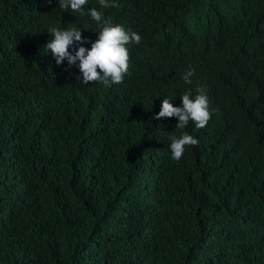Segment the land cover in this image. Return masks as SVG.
<instances>
[{
  "label": "trees",
  "instance_id": "obj_1",
  "mask_svg": "<svg viewBox=\"0 0 264 264\" xmlns=\"http://www.w3.org/2000/svg\"><path fill=\"white\" fill-rule=\"evenodd\" d=\"M115 3L0 0V264H264V0ZM105 21L141 42L121 84L85 85L48 29H81L74 55ZM188 92L205 127L154 118Z\"/></svg>",
  "mask_w": 264,
  "mask_h": 264
},
{
  "label": "clouds",
  "instance_id": "obj_2",
  "mask_svg": "<svg viewBox=\"0 0 264 264\" xmlns=\"http://www.w3.org/2000/svg\"><path fill=\"white\" fill-rule=\"evenodd\" d=\"M88 0H58L62 9H71L72 12H80L82 15L83 6ZM99 4L104 8L118 7L115 0L109 3V0H99ZM88 14L91 18L100 23L102 13L95 8L90 9ZM105 26L99 31L98 38L91 43V47L80 46L75 54L69 52V47L74 41L84 43L82 39V30L78 28H68L60 30L57 27H50L48 33L53 37L47 42L46 48L52 54L57 65L67 60L69 65L79 61V71L82 73L81 82L85 85L90 82H100L106 87L121 84L130 67V55L126 47L130 42L139 44L141 36L135 32L129 33L122 26H113L105 21ZM194 69H189L183 76L186 83H191L190 77L194 74ZM182 106L174 107L168 99H163L159 113L155 119L177 117L178 124L176 128H185L189 121L194 122L197 128H203L210 119L208 110V99L205 95H196L193 99L191 93H185L181 96ZM171 158L179 161L187 146H195L198 140L191 135L184 133L179 137H170Z\"/></svg>",
  "mask_w": 264,
  "mask_h": 264
}]
</instances>
